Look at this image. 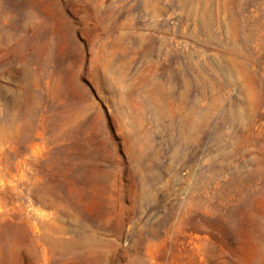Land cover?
Segmentation results:
<instances>
[{
  "label": "rangeland",
  "instance_id": "rangeland-1",
  "mask_svg": "<svg viewBox=\"0 0 264 264\" xmlns=\"http://www.w3.org/2000/svg\"><path fill=\"white\" fill-rule=\"evenodd\" d=\"M0 264H264V0H0Z\"/></svg>",
  "mask_w": 264,
  "mask_h": 264
}]
</instances>
